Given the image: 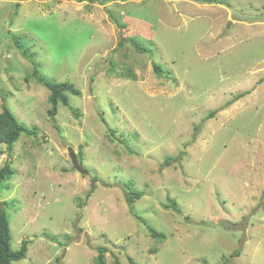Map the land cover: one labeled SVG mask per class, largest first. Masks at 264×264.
Wrapping results in <instances>:
<instances>
[{
  "label": "rangeland",
  "instance_id": "374dc122",
  "mask_svg": "<svg viewBox=\"0 0 264 264\" xmlns=\"http://www.w3.org/2000/svg\"><path fill=\"white\" fill-rule=\"evenodd\" d=\"M34 65L81 92L55 117ZM4 103L12 264H264V0H0Z\"/></svg>",
  "mask_w": 264,
  "mask_h": 264
},
{
  "label": "trees",
  "instance_id": "16d2710c",
  "mask_svg": "<svg viewBox=\"0 0 264 264\" xmlns=\"http://www.w3.org/2000/svg\"><path fill=\"white\" fill-rule=\"evenodd\" d=\"M70 1V0H69ZM89 3H96L98 0H85ZM81 2V1H80ZM15 46L20 49L22 55L33 62L34 55L30 52L28 48H26L19 38H13ZM133 45L136 50L141 54H146L149 50L143 47L141 44L133 41ZM34 77L45 85L50 92L49 103L50 110L49 115L55 117L58 113L59 105H64L69 107L70 102L67 94L80 95V90L74 86V84L70 82L56 83L48 80L38 69L37 65H34ZM154 71L160 75L162 72V66L158 64H154ZM5 99H3V102ZM77 114L76 112H74ZM22 134H26L28 136H36L37 132L34 129H29L22 123L18 121L14 113L6 106L4 103L2 106V112H0V143L6 144L8 152L12 153L14 145L19 141ZM82 156V153L77 155V160L79 161V157ZM173 160L177 159H169L165 160V165L168 166L172 163ZM80 163V162H79ZM82 164V163H80ZM14 169L12 168L10 163L4 164L2 168H0V188L2 185L12 178L15 174ZM85 176V175H84ZM87 176V175H86ZM130 188L129 196H127V200L129 203L134 202L135 200H139L142 197L140 192H137L133 189V183H128ZM91 196V195H90ZM8 207V204H3L2 208H0V264H12L15 261L24 260L27 257L28 247L30 241H22V246L19 251H14L11 247L12 235L11 229L8 221V216L5 211V208ZM169 207L174 209L175 211L181 213V209L173 200H169ZM141 221L142 218H139ZM147 230L150 232L151 236L158 240H163L166 236L163 233H160L151 225L145 223ZM100 255L96 259V264H105L104 253L106 252V248H101ZM131 264H137L132 258H128ZM116 264H120L117 262Z\"/></svg>",
  "mask_w": 264,
  "mask_h": 264
},
{
  "label": "water",
  "instance_id": "95a60500",
  "mask_svg": "<svg viewBox=\"0 0 264 264\" xmlns=\"http://www.w3.org/2000/svg\"><path fill=\"white\" fill-rule=\"evenodd\" d=\"M68 152H69V156H70V159H71V162H72L74 169L77 170L78 172H80L82 175H88L89 172L83 167L82 164L79 163L74 150L70 147L68 149Z\"/></svg>",
  "mask_w": 264,
  "mask_h": 264
}]
</instances>
